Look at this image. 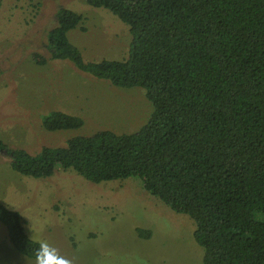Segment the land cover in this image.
Here are the masks:
<instances>
[{
  "label": "trees",
  "instance_id": "trees-1",
  "mask_svg": "<svg viewBox=\"0 0 264 264\" xmlns=\"http://www.w3.org/2000/svg\"><path fill=\"white\" fill-rule=\"evenodd\" d=\"M85 1L128 26L127 58L84 62L67 38L83 17L62 8L47 34L50 59L144 90L150 116L134 133L99 131L37 155L0 140L10 169L41 179L61 167L93 184L138 178L194 223L202 264H264V0ZM41 126L75 130L83 120L52 111ZM0 223L13 248L35 261L39 244L19 211L0 202Z\"/></svg>",
  "mask_w": 264,
  "mask_h": 264
},
{
  "label": "rangeland",
  "instance_id": "rangeland-1",
  "mask_svg": "<svg viewBox=\"0 0 264 264\" xmlns=\"http://www.w3.org/2000/svg\"><path fill=\"white\" fill-rule=\"evenodd\" d=\"M62 8L83 17L67 38L84 62L128 55V26L85 0H0V140L30 155L99 131L134 133L152 111L144 90L117 88L70 61L50 59L47 34ZM52 111L78 116L83 126L47 132L41 119ZM0 202L19 211L31 240L47 241L74 264H202L194 223L147 193L138 178L93 184L57 167L51 177L33 179L12 171L0 153ZM0 264H34L13 248L1 223Z\"/></svg>",
  "mask_w": 264,
  "mask_h": 264
},
{
  "label": "clouds",
  "instance_id": "clouds-1",
  "mask_svg": "<svg viewBox=\"0 0 264 264\" xmlns=\"http://www.w3.org/2000/svg\"><path fill=\"white\" fill-rule=\"evenodd\" d=\"M39 247L35 252L34 264H74V262L62 256L59 250L51 246L47 241H38Z\"/></svg>",
  "mask_w": 264,
  "mask_h": 264
}]
</instances>
